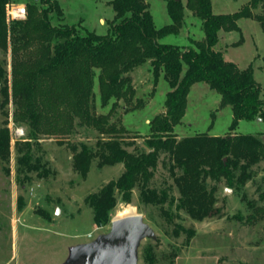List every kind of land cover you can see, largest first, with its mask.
Returning <instances> with one entry per match:
<instances>
[{"label": "trees", "instance_id": "obj_1", "mask_svg": "<svg viewBox=\"0 0 264 264\" xmlns=\"http://www.w3.org/2000/svg\"><path fill=\"white\" fill-rule=\"evenodd\" d=\"M9 2L0 0V51L11 56L9 75L0 61V109L11 100L12 121L26 129L25 137L14 143L18 182L33 173L42 176L40 158L31 152L41 135H68L77 125L102 136L94 146L72 147V167L82 178L94 159L100 166L123 165L116 180L85 198L96 227L109 222L118 200L130 202L134 188L143 204L159 206L167 220L171 221L169 212L175 206L176 211L200 221L218 214L216 188H209L207 182L224 180L231 187L264 157L263 143L250 134H197L180 140L173 134L184 116L189 90L197 83L206 84L220 96L222 105L230 107V130L240 121L260 119L264 124V97L251 68L240 69L215 49L218 33L238 31L236 22L241 18L257 21L264 31V0H250L233 14H213L211 0H186V8L200 19L204 34L186 47L160 42L178 35L183 22L180 1L167 2L171 23L157 29L144 0H110L114 17L104 35L76 25L52 24L54 14L62 17L57 0L25 3L21 20L8 18ZM258 6L262 13L254 14ZM146 62L154 84L161 76L169 90L164 113L149 123L150 134L143 142L149 152L141 146L129 152L115 129L108 127L109 114L94 112L93 90L96 84L100 105L115 110L120 101L129 102L134 96L129 74ZM10 141L8 127L0 125L4 163L10 158ZM160 155L166 156L162 164L172 180L164 188L152 182ZM149 254L150 248L145 249L146 258Z\"/></svg>", "mask_w": 264, "mask_h": 264}, {"label": "rangeland", "instance_id": "obj_2", "mask_svg": "<svg viewBox=\"0 0 264 264\" xmlns=\"http://www.w3.org/2000/svg\"><path fill=\"white\" fill-rule=\"evenodd\" d=\"M31 1L10 0L9 6L24 7ZM109 1L57 0L62 17L54 14L52 24L76 25L81 30L104 35L114 17ZM144 1L157 29L171 23L167 12L169 0ZM177 1L183 8L178 35L165 37L160 42L186 47L192 40H202L204 34L200 19L186 8V0ZM249 1L211 0L212 13L233 14ZM252 12L260 14L262 9L258 6ZM236 24L238 31L218 33L215 49L225 61L240 69L251 68L264 97V31L253 19L241 18ZM0 61L9 75L10 53L0 51ZM129 75L135 92L129 102L120 101L115 110L110 105L102 107L95 84L93 110L97 115L109 114L108 127L115 129L127 151L134 152L150 134V121L164 113L169 88L161 76L154 84L149 62ZM13 110L11 100L0 109V125L8 127L11 138L9 161L4 163L0 159V264H62L71 247L108 233L111 220L123 217L127 207L142 215L156 237L140 243L137 264H264V157L248 170L250 173L246 172V178L231 187L224 180L207 182L209 188H216L218 214L211 218L194 220L173 206L169 221L159 206L143 204L134 188L130 202L118 200L110 211L109 222L96 227L85 198L116 180L123 165L100 166L94 159L87 176L82 178L72 167V147L82 143L94 146L102 136L93 129L75 125L68 135H41L31 152L34 158H40L42 176L33 173L28 180L21 177L18 182L14 143L25 137L26 129L12 121ZM231 121L230 107L222 105L220 96L206 84L197 83L189 90L184 116L173 134L176 140L197 134L216 137L227 133L250 134L264 146V124L260 120L240 121L233 130L229 128ZM16 131L22 134L17 135ZM164 160L166 156L160 155L152 180L161 188L172 184L169 171L162 164ZM172 193L178 196L175 189ZM147 248L150 254L146 258Z\"/></svg>", "mask_w": 264, "mask_h": 264}, {"label": "water", "instance_id": "obj_3", "mask_svg": "<svg viewBox=\"0 0 264 264\" xmlns=\"http://www.w3.org/2000/svg\"><path fill=\"white\" fill-rule=\"evenodd\" d=\"M140 146L149 152L144 144ZM155 238L153 229L143 221L142 215L115 218L110 222L108 233L71 247L62 264H137L140 243Z\"/></svg>", "mask_w": 264, "mask_h": 264}, {"label": "built area", "instance_id": "obj_4", "mask_svg": "<svg viewBox=\"0 0 264 264\" xmlns=\"http://www.w3.org/2000/svg\"><path fill=\"white\" fill-rule=\"evenodd\" d=\"M7 15L10 20H21L25 17V8L8 6ZM16 133L17 135L22 134L19 131H16Z\"/></svg>", "mask_w": 264, "mask_h": 264}, {"label": "bare ground", "instance_id": "obj_5", "mask_svg": "<svg viewBox=\"0 0 264 264\" xmlns=\"http://www.w3.org/2000/svg\"><path fill=\"white\" fill-rule=\"evenodd\" d=\"M125 211V210H124ZM132 214H135V209L133 207H127L124 215L127 216V215H132ZM122 216V214H120ZM123 215V216H124Z\"/></svg>", "mask_w": 264, "mask_h": 264}]
</instances>
